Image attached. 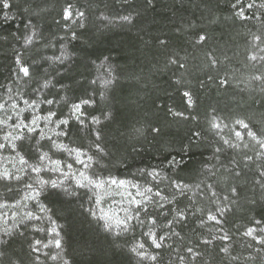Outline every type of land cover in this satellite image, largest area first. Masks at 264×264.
Segmentation results:
<instances>
[{"label": "trees", "instance_id": "trees-1", "mask_svg": "<svg viewBox=\"0 0 264 264\" xmlns=\"http://www.w3.org/2000/svg\"><path fill=\"white\" fill-rule=\"evenodd\" d=\"M234 2L9 0V9L0 6V85L33 96L34 90L47 81L48 87L41 89L39 98L56 103L42 108H52L58 116L67 115L69 105L80 99H93V105L84 106L86 119L95 116L100 124L86 123L82 128L72 119L66 128L68 136L59 139L95 155L92 129L100 130L105 154L103 158L97 156L99 163H94L91 171L105 179L116 176L143 185L148 178L141 170L156 168L163 194L176 197L175 204L164 202V209L149 205V214L158 218L157 230L161 233L169 232L163 227L166 219L173 218L169 209L178 205L189 210L188 219L174 226L179 235L169 233L164 248L146 246L158 260H141L132 248L146 239L142 233L148 230L147 225L133 221L134 230H106L88 212L94 200L89 196L94 194L75 189L74 183L66 181L76 195L65 194L63 188H45L39 201L50 211L37 212L44 219L28 222L11 235L0 232V264H181L178 256H185L184 264H264V245L244 235L254 220L264 218V189L256 183L264 171V156L258 157V146L246 138L238 148L224 146L225 152L217 158L215 148L223 145L210 125L213 117L218 118L228 125L224 138L233 139L235 121L244 120L258 137H264V79H254L264 77V59H250V49L264 57V9H245L247 16L255 13L259 18L239 19L231 7ZM69 3L85 13L79 21L83 27L79 23L65 25L62 13ZM124 16H130L131 22L122 20ZM72 31L77 33L76 39H71ZM33 33V42L26 45L25 35ZM199 34H206L207 40L197 44ZM255 36L261 39L256 41ZM160 41L166 43L161 45ZM62 53L66 58L57 60ZM18 56L30 68L31 78L17 79ZM170 59L177 63H169ZM109 67L113 82L105 86ZM223 79L228 83L221 85ZM184 91L192 93L191 108ZM169 110L183 112L184 116H174ZM154 127L160 129L159 134L151 131ZM42 143L48 151V142ZM29 155L35 158L34 153ZM53 156L73 162L63 153ZM245 156L252 159L245 160ZM173 160L175 163H171ZM235 171L241 175L236 176ZM42 175L45 179L59 177L58 173ZM173 180L187 184L190 190L179 195L171 186ZM210 184L218 196L229 194L233 186L238 189L220 226L200 224L206 212L213 209L207 188ZM8 187L0 182V202L14 203L20 193L10 192ZM11 187L23 185L13 182ZM29 207L33 208L32 201ZM49 216L55 225L47 219ZM53 226L60 233L59 249L54 244L43 247L53 240L47 231ZM217 227L230 239H219L222 233ZM41 228L44 231L37 230ZM205 239L212 242L202 243ZM36 240L42 241L39 262L32 251ZM188 247H194L199 255L188 256ZM224 247L227 253L220 250ZM52 255L58 259H50Z\"/></svg>", "mask_w": 264, "mask_h": 264}, {"label": "snow or ice", "instance_id": "snow-or-ice-1", "mask_svg": "<svg viewBox=\"0 0 264 264\" xmlns=\"http://www.w3.org/2000/svg\"><path fill=\"white\" fill-rule=\"evenodd\" d=\"M0 6L3 9H9L11 7L9 0H0ZM235 9V16L239 19H251L259 18L255 13L251 17L245 14V9H264V0L258 4L257 0H250L248 3H244V0H235L231 5ZM85 13L83 11L75 10L71 3L67 4L63 9L62 19L65 21V25L77 24L82 21ZM5 18L7 16L5 15ZM122 20L131 22L130 16L121 17ZM80 27H83L82 23H79ZM33 35H25V44H31L33 42ZM77 33L71 32V39H76ZM261 38L255 36L254 40L259 41ZM207 40L206 34H199L195 43L200 44ZM161 45H164L165 41H160ZM264 51V49H262ZM66 58L62 53L60 57H56L57 60ZM255 61L258 59L256 55L250 57ZM264 59V57H259ZM169 63L176 64L177 60L170 59ZM217 61L212 59V64L215 65ZM17 79L31 78L30 68L25 66L20 57L16 59ZM184 67V65H180ZM109 79L104 81V85H110L113 81L111 79V68H108ZM23 77H20V74ZM254 79L260 80L264 77L257 76ZM93 84L97 81H92ZM227 79L220 81L221 85L227 84ZM48 82L45 81L40 87L34 90L33 96H25L20 91H14L13 88L0 85V182H4L8 185V190L17 191L20 193V198L15 200L14 203L7 201L0 202V225L3 226V234L5 236L11 235L12 232L18 227L26 226L28 222L39 221L44 219V216L37 214H45L50 210L46 205L40 203L39 197L41 192L50 187L51 189L63 188V191L67 195H76L75 189H84L86 194L91 192L94 195L89 196V199H94V207L88 209L89 214L95 218L98 222H103V227L106 230H111L113 225L119 228L123 232L134 230L137 222L141 226L147 225L148 230L142 233L145 237L143 241L137 243L132 248L134 252L141 260H150L156 262L158 256L146 251V246L154 250H160L165 247L164 241L168 239L169 233L171 235L178 236L179 233L175 232L174 226L176 224H182L188 219V209L180 208L178 205L169 209L172 212L173 218L166 219L163 227L169 229L168 233H161L157 229L160 227L158 218L149 214V205L154 204L158 209H164L165 203L175 204L176 197L169 198L163 194V190L159 188L161 182L160 172L153 168L151 171L141 170V174L148 179L142 185L138 181L132 182L125 179H115L108 177L102 178L91 169L94 163H99L97 156L103 158L105 149L101 144L102 136L98 129L93 128L92 133L95 136L93 141V147L95 148V155H88L87 151L80 146L71 147L65 144L60 137H67L68 131L66 130L72 119H75L83 128L85 124H100V120L93 116L91 120L86 119L87 113L84 111V106H91L95 101L91 98L80 99L75 103L69 105V113L67 115L58 116L57 112L52 108L44 110L42 105H53L56 103L54 99L43 98L40 99V91L42 88H47ZM103 95V93H101ZM183 96L186 98V102L189 108L193 106L192 93L190 91H184ZM170 114L174 116L183 117V112H172ZM107 118V116H105ZM235 124L245 130L241 132L236 129H232V136L235 138H224L223 132L225 128H228L227 124L218 122V118L213 117L210 121L211 128L220 136V140L223 146L215 148L217 158L219 154L225 152L227 149H234L240 147V143L247 136L255 142L258 146L256 155L258 157L264 156V138L258 137L257 133L252 131L249 124L244 120H236ZM47 129V131H46ZM139 131V130H138ZM153 133L159 134L160 129L154 127L151 129ZM195 135H199L196 133ZM42 141L48 142V151L44 150L45 145ZM27 145V151L25 146ZM244 147H248L247 144ZM59 152L66 154L67 157L72 158L73 162H67L62 159H54V153ZM29 153H34L33 158ZM251 156H245V160H251ZM234 162V161H233ZM171 163H175L173 160ZM74 164L81 165V169L73 171ZM238 167V165H237ZM42 173H58L57 179L49 178L45 179ZM236 176H240V171H235ZM260 179L256 183L261 189H264V171L260 172ZM27 177V179H25ZM65 181L75 184V189H70L65 186ZM15 182L16 185H23L22 188H12L11 184ZM171 186L176 193L183 196L185 195L189 186L179 181H171ZM199 188V185H197ZM210 191V201L213 204V209H209L205 216L201 218L200 224L204 226L206 223H213L216 226H220L224 222V216L229 210L228 205L234 203L233 197L238 196V189L233 186L229 189V194L218 196L217 192L213 190V185H207ZM134 189V191L130 190ZM97 190H103V193L97 192ZM119 195L122 199L120 203L127 204L128 207L121 208L120 211L124 213L123 217L118 216L117 213H112L111 209L106 211L100 205L102 204L105 196ZM29 201L33 202V208L29 207ZM255 203V201H253ZM223 205V206H222ZM195 211L202 212L200 208H196ZM142 214L144 218H142ZM160 215L165 217L167 212H161ZM51 221L52 225H55V221L51 220V217H47ZM264 218L256 219L253 221V226H250L244 232V235L251 237L257 244L264 245ZM44 231V229H37ZM50 235H53V240L48 243H44L43 247L48 248L50 244H54L55 248L62 247V242L58 238L60 233L53 226L47 229ZM217 231L222 234L219 236L221 240L230 239L226 232H223L222 228L217 227ZM259 233V234H257ZM119 235V233H117ZM212 239H217V236H212ZM3 241H0L2 243ZM212 241L205 239L202 240L204 244H210ZM42 241L36 240L32 251L37 254L36 259L39 262V253L41 251L40 245ZM222 252L227 253L228 248L224 247L220 249ZM188 256L195 258L199 253L194 247H188L186 249ZM47 255V254H46ZM181 264H184L185 256L177 257ZM50 259L57 260V255L50 256ZM65 264L67 262L65 261Z\"/></svg>", "mask_w": 264, "mask_h": 264}, {"label": "rangeland", "instance_id": "rangeland-1", "mask_svg": "<svg viewBox=\"0 0 264 264\" xmlns=\"http://www.w3.org/2000/svg\"><path fill=\"white\" fill-rule=\"evenodd\" d=\"M254 49H250V51H251V56H253V55H256L257 57H258V59H259V57H261V55H257L256 53H255V51H253ZM231 129H236V130H239V131H241L242 133L243 132H245V130L244 129H242V128H239L237 125L236 126H234V128L232 127ZM47 131V130H46ZM246 138L247 139H251V138H249V137H247V136H245L244 137V140L242 141V142H244L245 140H246ZM261 138H264V137H261ZM235 138L233 137V140H234ZM242 142H238V143H242ZM88 153V152H87ZM53 158L54 159H57V157L56 156H53ZM77 169H81V165H78V164H74V168H73V171H76ZM110 177H112V178H115V179H121V178H119V177H116V176H110ZM107 179V178H106ZM66 181H65V186H66ZM130 190H132V191H134V189H130ZM97 192H100V193H103V190H97ZM121 197L119 196V195H113V196H105L104 197V200H103V202H102V204L100 205L101 207H103L106 211H108L109 209H111L112 211L110 212V214H112V213H117L118 214V216H120V217H123V215H124V213L122 212V211H120V209L121 208H124V207H128V205L127 204H122V203H120V201H121ZM95 205H94V200H93V205H92V208L94 207ZM223 206V205H222ZM103 223V222H102ZM118 230H120L119 228H117V227H115V225H113V227H112V229L110 230V231H118ZM3 231V226L2 225H0V232H2ZM51 245V244H50ZM137 245V244H136Z\"/></svg>", "mask_w": 264, "mask_h": 264}]
</instances>
